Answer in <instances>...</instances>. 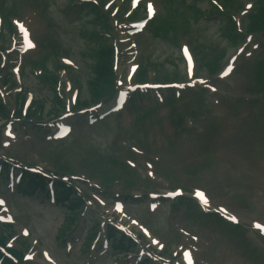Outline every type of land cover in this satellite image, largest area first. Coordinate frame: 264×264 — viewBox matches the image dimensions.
I'll list each match as a JSON object with an SVG mask.
<instances>
[{"label": "rangeland", "instance_id": "374dc122", "mask_svg": "<svg viewBox=\"0 0 264 264\" xmlns=\"http://www.w3.org/2000/svg\"><path fill=\"white\" fill-rule=\"evenodd\" d=\"M87 1L90 0H0L6 22L0 35V91L13 113L8 117L13 120L0 119V159L50 169L59 175L72 173L89 179L90 182L83 181L86 185L107 184L112 193L143 194L140 198H127L124 214L139 219L152 230L154 234L149 232L145 242L153 249L160 250L164 243L162 254L167 255L161 258L166 261L174 249L191 247L210 264H264V236L252 228L264 227V32L254 34L250 42L245 37L251 30L249 16L261 0H217L222 9L217 4L212 6V0L149 1L154 4L156 15L147 29L135 35V60L125 47L130 41L125 31L129 20L126 13L133 8L131 0H97V5L108 11L104 17L96 16ZM146 1L132 10L134 18L145 16ZM165 13L171 19L169 34L155 36L152 23ZM221 13L233 14L234 18L226 22ZM12 14L18 15L17 21L29 24L26 48L17 45V49H12L8 27L13 25H7ZM174 21L180 23L175 30L171 26ZM236 26L234 37L231 32ZM159 28L163 32V24ZM108 45H115L120 51L116 89L120 86L117 82L132 80L177 81L180 85L162 88L163 100L150 91L134 94L121 114L113 113L92 126L84 117H78L82 113H74L69 116L78 117L75 122L70 121L75 124L73 133L65 140H56L53 133L58 119L54 116L65 110L60 107L58 113L52 112L54 93L60 92L70 110L94 104L89 80L100 48ZM182 45L195 54L196 79L185 75ZM60 56H67L77 67L67 68L70 79L63 74ZM234 57L237 60L233 71L225 72V65ZM216 59L214 69H207L206 63ZM144 66L147 77L138 78ZM42 77H46L45 81ZM3 78L8 79V85L5 86V79L2 82ZM54 82H58L57 90ZM189 84L196 86L190 88ZM21 87L26 99L17 95ZM179 89L180 96L175 94ZM83 99L88 102L81 104ZM22 100L26 105L21 110ZM111 100L95 115L101 117L113 104ZM38 101L43 105H38ZM8 122L13 127L10 135L5 131ZM148 159L151 163H147ZM74 184L89 200H94L96 211H102L95 201L100 199L94 193L97 191L78 181ZM174 186L183 187L189 195L198 186L207 188L208 205L235 216L241 228H231L216 217L204 215L196 203L188 214L185 202L178 201H163L158 210L147 212V192H162ZM112 193L105 192L103 196L114 198ZM249 193L254 195L249 197ZM3 194L6 200L2 204L9 206L10 211L0 210V214L11 213L13 221L0 225V234L11 232V246L25 253H37L38 264H51L44 258L46 252L57 264H87L91 257L84 250L91 236L87 235L91 214L86 218L88 222L79 218V227L72 232L78 239L65 231L69 211L50 202L45 192L25 196L8 192L6 185L1 184L0 195ZM24 228L29 234L24 233ZM133 230L140 236L144 234L138 227ZM68 239L73 241L70 251H66ZM112 252L113 248L101 258L102 264L114 260ZM184 257L183 253L180 258Z\"/></svg>", "mask_w": 264, "mask_h": 264}, {"label": "trees", "instance_id": "16d2710c", "mask_svg": "<svg viewBox=\"0 0 264 264\" xmlns=\"http://www.w3.org/2000/svg\"><path fill=\"white\" fill-rule=\"evenodd\" d=\"M258 7L254 10L253 13L250 14L248 23L249 28L252 30L263 29L264 28V0H261L258 3ZM92 12L94 14L98 13L97 7L95 5H91ZM228 29L232 31V26L228 24ZM104 42L102 41L101 44ZM112 48L110 45L102 46L97 54V59L95 65L93 67V76L89 80L90 85V93L94 99L102 92L108 91L111 88V68H110V59H111ZM218 60L216 59L214 63L211 65V70L214 69V66ZM47 77V76H46ZM45 77V78H46ZM91 97V98H92ZM42 101H38V105L42 106ZM88 102L87 99H83V103ZM53 104V113H57L60 111V106L63 105L59 100L58 96H54L52 99ZM50 112V113H52ZM7 116V110L4 108L3 103L0 99V119ZM71 223H68L66 226V230L70 229ZM65 230V231H66Z\"/></svg>", "mask_w": 264, "mask_h": 264}, {"label": "snow or ice", "instance_id": "6c2138e0", "mask_svg": "<svg viewBox=\"0 0 264 264\" xmlns=\"http://www.w3.org/2000/svg\"><path fill=\"white\" fill-rule=\"evenodd\" d=\"M149 11L150 12H152L153 11V9H152V6L151 5H149ZM31 46V45H30ZM197 195H200V196H203V194L202 193H197ZM206 202V201H205ZM232 219H235V217H232Z\"/></svg>", "mask_w": 264, "mask_h": 264}]
</instances>
